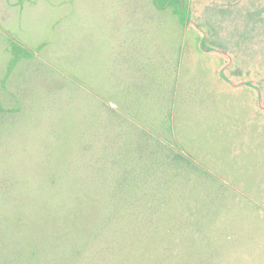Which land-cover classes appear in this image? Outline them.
Listing matches in <instances>:
<instances>
[{"label": "rangeland", "instance_id": "374dc122", "mask_svg": "<svg viewBox=\"0 0 264 264\" xmlns=\"http://www.w3.org/2000/svg\"><path fill=\"white\" fill-rule=\"evenodd\" d=\"M184 1L0 0V264H264V0Z\"/></svg>", "mask_w": 264, "mask_h": 264}, {"label": "trees", "instance_id": "16d2710c", "mask_svg": "<svg viewBox=\"0 0 264 264\" xmlns=\"http://www.w3.org/2000/svg\"><path fill=\"white\" fill-rule=\"evenodd\" d=\"M155 1H156V4L161 8H165V7H169V6L175 7L177 13H179L183 17V20L186 18L185 13L183 12V8L186 7V3L184 0H155ZM18 59L19 58H16L12 61L10 68H9L10 71L14 68ZM176 157H177L176 161L188 160V158H186V156H184L182 153H179V152H178ZM115 159H117L116 161H113V165L115 166V168H116V166L123 164V162L120 161L117 157H115ZM189 161L191 163L194 162V161H191L190 159H189ZM144 162L146 164H144ZM151 162L152 161H150V160H148V161L143 160V161L139 162V164H143V165H146L148 168H151V166H154L151 164ZM134 164H137V163L134 162ZM193 164H195V163H193ZM155 168H156V165H155ZM135 171H136V169L130 171L129 173L123 172L121 177H120L118 184H117V180L115 181V184H117L116 189L112 190L111 193H112L113 197H115L116 199H119L118 202L121 204L120 208L122 210H125V213H124L125 216H126V214H128V220L130 219V221L132 222V223L130 222L132 227H135V226H137V224L139 225L140 223H142L144 225H147V223H148V226H154L155 223H157V220L155 218H153L152 215L156 216V214H160V212H164L161 210V208H163V206L151 204V202L148 200V198L151 195L152 189H153L152 188L153 186L148 187L145 185V183H146L145 180H148V177H147L148 174L143 172V171H140V172H137L136 174H134ZM156 174H159V173H156ZM158 176H160V177L158 178ZM158 176H157V178H158L157 180H160V178H162V181L165 184L171 183L170 179L169 178L167 179V177H168L167 173L162 172ZM159 182L162 183L161 181H159ZM160 183H159V185H161ZM172 183H174L173 177H172ZM222 185H223V183H222ZM152 196L156 197V193H152ZM115 209L117 210V208H115ZM134 216L137 217V219L139 220V223L134 222V220H133ZM154 220H155V222H154ZM102 226H104V224H102ZM107 237L108 238L105 239L106 242L102 245V248L96 250L98 255L96 254L97 256L91 258V260L95 264H96L95 260H97V259H99V261H101L103 264H113L114 260H113L112 255H114V254H111L109 249L111 247H114V244L112 243V241H115V238L111 239L110 235H107ZM79 254H81V252ZM128 258H129V256L123 255V261L126 264H128ZM101 262H99L97 264H100Z\"/></svg>", "mask_w": 264, "mask_h": 264}, {"label": "flooded vegetation", "instance_id": "af4514ba", "mask_svg": "<svg viewBox=\"0 0 264 264\" xmlns=\"http://www.w3.org/2000/svg\"><path fill=\"white\" fill-rule=\"evenodd\" d=\"M203 42L202 43H204L206 46H209V47H212L213 49L212 50H210L211 52L212 51H216V49H215V47H213V46H210V45H208L206 42H207V37H204V39L202 40ZM224 70L222 71V75H224ZM228 79V78H227Z\"/></svg>", "mask_w": 264, "mask_h": 264}, {"label": "water", "instance_id": "95a60500", "mask_svg": "<svg viewBox=\"0 0 264 264\" xmlns=\"http://www.w3.org/2000/svg\"><path fill=\"white\" fill-rule=\"evenodd\" d=\"M202 47H203L205 50H207V51H210V50L213 49L212 47L206 46L204 43H202Z\"/></svg>", "mask_w": 264, "mask_h": 264}]
</instances>
